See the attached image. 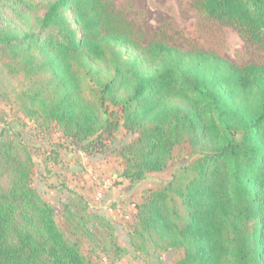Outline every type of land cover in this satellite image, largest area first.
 Here are the masks:
<instances>
[{
	"label": "trees",
	"instance_id": "16d2710c",
	"mask_svg": "<svg viewBox=\"0 0 264 264\" xmlns=\"http://www.w3.org/2000/svg\"><path fill=\"white\" fill-rule=\"evenodd\" d=\"M32 2L0 0V71L29 81L16 96L26 117L76 143L121 127L136 135L121 146V176L130 183L165 170L183 142L195 155L135 205L129 245L182 249L173 264H264V63L236 66L203 50L139 45L103 0ZM3 4L16 23L6 21ZM38 6V28L21 24ZM195 6L264 46V0ZM32 167L21 133L0 128V264H94L32 187ZM73 204L63 205L64 216L86 229ZM100 215L92 216L114 229ZM111 248L114 261L128 252Z\"/></svg>",
	"mask_w": 264,
	"mask_h": 264
},
{
	"label": "rangeland",
	"instance_id": "374dc122",
	"mask_svg": "<svg viewBox=\"0 0 264 264\" xmlns=\"http://www.w3.org/2000/svg\"><path fill=\"white\" fill-rule=\"evenodd\" d=\"M33 1L35 4L37 0ZM103 1L129 26L133 41L139 45L153 41L183 51L203 50L236 66L264 63V46L248 41L233 27L205 16L195 6L196 0ZM2 6L6 21L16 23L11 8ZM38 7L20 23L38 28L35 19L44 11ZM67 17L75 24L71 10ZM122 50L134 53L126 46ZM27 85L29 81L20 73L0 71V128L21 133V140L33 160L31 185L54 206L56 222L63 232L78 240L82 252L94 264H173L181 258L182 249H156L149 241L145 250L136 251L129 241L137 221L135 205L147 189L168 181L173 173L180 172L181 166L192 162L195 155L190 145L187 142L177 145L165 170L147 173L142 180L130 183L119 175L126 165L121 146L130 143L136 135L121 127L111 137L94 135L76 143L71 137L61 135L52 123L24 115L16 96ZM111 109L117 111V108ZM68 201L74 202V218L84 217L86 229L77 228V221L64 216L63 205ZM95 213L109 218L114 229L105 220L93 218ZM115 243L126 245L122 247L128 251L116 261L111 248Z\"/></svg>",
	"mask_w": 264,
	"mask_h": 264
},
{
	"label": "crops",
	"instance_id": "0c3cea01",
	"mask_svg": "<svg viewBox=\"0 0 264 264\" xmlns=\"http://www.w3.org/2000/svg\"><path fill=\"white\" fill-rule=\"evenodd\" d=\"M118 166H119V165H118ZM119 175H121V172H119ZM120 177H121V176H120ZM113 199H114V197H113ZM104 200H105V199H103L101 203H104ZM132 207H133V205H132ZM131 210H132V212H135L134 209H131ZM116 212L118 213L117 210H116ZM116 217H117V218H120L119 215H116ZM122 231H123V228H122ZM122 231H121V229H120V232H122ZM119 244H120V243H119ZM122 246H126V245H122Z\"/></svg>",
	"mask_w": 264,
	"mask_h": 264
}]
</instances>
